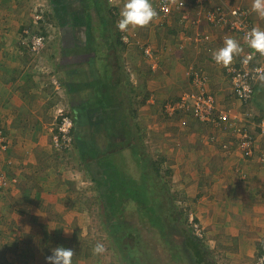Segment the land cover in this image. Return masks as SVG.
<instances>
[{
  "label": "crops",
  "instance_id": "0c3cea01",
  "mask_svg": "<svg viewBox=\"0 0 264 264\" xmlns=\"http://www.w3.org/2000/svg\"><path fill=\"white\" fill-rule=\"evenodd\" d=\"M215 1L211 0L205 5L201 3L197 5L193 1L189 3V10L187 11L189 15L193 18H200L197 23H192L193 28L190 31L185 29L186 26L190 27V23L179 12L173 13L164 27L158 25L154 20L146 26H141V29L146 32L143 34V38L146 39V42H144L152 43L155 46L157 55L156 68H152L149 63L150 68L153 69L151 77L155 80L148 86L151 93L147 102H153L149 111L152 115L153 113L156 114L157 107L155 106L157 103L162 107L166 100L176 96L178 98L182 95L183 90L195 88L192 83V74H190L193 67L194 69L202 68L208 75L206 82L208 88L215 90L217 95L229 94L238 103L234 107H230L229 104H222L225 106L222 108L239 116L249 113L250 110L253 112L255 110V119L264 118V90L262 87L258 86L256 96L249 103L243 104L238 98L234 97L229 76L225 69L215 66L217 67L215 75L210 70L209 73L207 65L203 63V57H205L214 64L213 53L224 46V39L221 35L222 28L210 25L200 14L201 11L204 13L205 8L213 6ZM243 3L249 6L257 28L264 29V17L258 16L252 9L253 0H243ZM8 14L11 21L14 22L16 20L15 16L9 12ZM17 21H21V19L19 18ZM172 23L175 25H172ZM193 29V35L197 32V29H200L210 32L213 39L202 44L195 43L198 51H194L195 53L191 54L192 56H187L185 41L187 35ZM19 32V27H14L6 32L0 31V39L3 41H0V129H3L10 143L7 152L1 153L4 159L0 160V167L8 169L7 171H10L9 175L16 176L18 181L13 186L14 193L21 195L22 189L32 188L34 197L31 203L35 202L37 196L41 198L50 197L58 204L55 205L56 208L63 206L66 210L83 211L82 209L87 207L81 206V202L75 203L74 208L64 204L71 198L75 200L72 194L64 193L72 189L73 181L68 182L67 185L63 183V185L48 188L51 182L50 177L54 172L50 173L53 170L47 168L54 164L57 166V160L51 155L52 148L49 133L54 124L58 122V103L54 99L53 101L51 97L48 98L49 95L44 89L33 93V85L26 84L24 78L26 72L23 73L22 68L30 66V62L27 64L28 52H24L22 48L23 39H21V33ZM134 39L136 38L134 37ZM134 42L135 45L128 44L124 48L128 50L126 51L128 53L121 58H125L127 62L129 60L131 62L136 61L135 52L132 51L134 47L139 45L138 41ZM184 47L186 48L184 49ZM172 50L174 54L169 53ZM104 52L105 55L97 52V54H94L93 60L89 59L87 61L86 67L92 70L91 76L85 77L86 75L76 66L70 68L71 71L64 72L66 74L65 85L67 91H64L66 97L68 96L71 99L76 97L75 99L80 101V99H86L90 95L95 86L94 81L99 77H95L96 72L94 69L98 65L100 66V58L101 60L104 57L107 59L111 54L110 50L108 52V47ZM74 54L76 53L72 51L71 56L68 57L73 59ZM234 58H238L237 54ZM71 63L79 65L78 61ZM162 65L168 66L170 69L164 72L160 68ZM188 66L190 69L187 71ZM69 73L72 74L71 77L67 76L70 75ZM5 75H7L6 78ZM40 84L39 81L37 87H40ZM182 85L188 87L184 88ZM224 85L228 86L227 92L219 88V86ZM125 93L126 91H124ZM163 98L167 99L161 100ZM58 99L60 98L58 97ZM239 104L244 107L241 108ZM93 105H90L91 110L95 108V104ZM146 105L148 106V104ZM161 107H159V111L163 112ZM159 111L158 114H160ZM93 112L95 111L93 110ZM106 113L109 114L110 111ZM169 117L175 119L174 128L169 127V129H166L165 126L168 127V125L165 122L159 124V133L163 130H167V132L165 136H162V139L153 141V153L158 154L160 151H165L167 163L170 165L173 177H178L182 182H185V179H191L189 182L186 181V187L188 184L189 186L194 185L195 193H200L199 199H191V201L196 205V213L200 217L201 224L208 233L215 234L217 240L215 251L210 254L213 258L210 261H215L216 264H219L220 261L221 264H236V262L253 264L254 257L264 246V165L260 163L261 155L256 159L255 156L251 158L252 156L243 155L234 146L230 149H224L222 147L223 141L233 139L230 130L228 132L227 130L221 132L218 130L220 137L218 142H210L208 133H211V130L207 125L204 124L207 128L204 127L194 118V120L188 118L187 114L183 112L181 116H179V113H175V115ZM80 127L76 124L78 131ZM252 128L253 130L256 129ZM202 130L205 132L201 133ZM169 131L172 132L168 133ZM195 131H199V135L202 136L198 137L199 135ZM232 142L236 146L237 142ZM160 147L163 149L160 150ZM258 151H264V137L260 139ZM257 156L259 155L257 154ZM186 162H189L190 166H187ZM184 167L187 169H184ZM31 170L36 171L37 174H34ZM83 171L85 175L86 172ZM55 172L58 176L56 179H60L62 176L58 173L59 170ZM207 178L212 179L207 182ZM34 183L36 184L33 185ZM39 189L40 192L38 193ZM208 198L211 199L207 200ZM211 229L215 231L213 232ZM210 255L208 254V258H210Z\"/></svg>",
  "mask_w": 264,
  "mask_h": 264
},
{
  "label": "trees",
  "instance_id": "16d2710c",
  "mask_svg": "<svg viewBox=\"0 0 264 264\" xmlns=\"http://www.w3.org/2000/svg\"><path fill=\"white\" fill-rule=\"evenodd\" d=\"M92 1L94 11L98 16V25L91 24L90 2L83 0L84 18L87 24L86 41L82 42V37L72 26L67 25L69 27V30L68 27L65 29L68 30L67 32L63 30L65 48L77 51L72 56L74 60L83 59L80 46H83L84 42L86 46L90 45L91 51H87V55L91 60L94 54H97L96 40H99V44L102 41L108 42V52L109 50L111 52L109 57L113 54V50L119 54V51L124 50L128 45L122 40V32L117 28L115 12L119 10L118 7L112 6L107 0ZM42 12L45 14L44 11ZM45 15L51 17L52 13L48 12ZM26 22H21L17 26L22 35L24 52L30 50L28 44L34 34L42 33L46 36L44 30L41 31L38 27L33 28L30 22L28 24ZM40 22H44L43 17L38 20L34 18L35 25ZM113 26L117 29L116 36L110 33ZM97 31H103L102 37L104 38H100V35L96 34ZM99 64L100 66L94 69L95 77H99L94 81L93 91L88 95L89 97L78 102L76 106L78 111L73 116L76 124L81 127L79 131L77 129L73 131L72 145L61 149L69 157L67 164L77 158L79 168L82 167L81 169L85 170L92 182L89 189L94 193L85 197H77L75 200L71 198L64 204L74 208L75 203L81 202L84 198L83 202L88 208L95 209L96 205L95 210L105 226L110 249L115 251L114 255L122 264H216L208 258L206 244L193 234V223L200 225L202 223L200 217L193 209H184L188 199L197 200L201 196L200 193H195V186H182L177 188L178 193L171 192L174 177L170 166L166 163V156L149 152L148 145L145 143V135L149 129L141 126L138 121H134L137 110L132 97H128L130 82L128 83L127 77L123 79L119 74L124 70L119 64L113 65L108 62L103 64L101 59ZM114 66H118L120 71L115 73ZM71 75L67 76L71 77ZM127 84L129 85L128 90L126 89ZM124 91H126L125 94ZM149 96L150 92L143 95L141 104L146 105ZM93 104H95L93 110L96 113L93 110L89 112ZM107 111L110 113L107 114ZM62 119L63 116H58L59 123ZM84 124L88 125V130H85L86 134L82 130ZM3 144L6 148L10 147L7 141ZM3 152L4 149L1 148L0 160L4 159L1 156ZM57 158L54 159L57 160ZM260 163L264 165V161ZM7 172L9 174L10 171ZM33 173L37 174L36 171ZM21 195L24 201L29 203L33 200L34 193L32 188L27 187L22 189ZM191 213L194 215L193 222L190 220ZM40 230L44 232L39 236L29 232H25L24 235L22 232L20 237H25L20 240L29 245L32 242L38 245L36 249L41 254V258L46 257L53 248L58 246L55 243L58 242L56 241L58 233H49L48 230L45 231L46 229ZM178 236L181 237L176 239ZM59 240L61 243L60 237ZM42 241L46 242V245L42 244ZM159 243L161 244L159 247L162 248L160 251L164 254L167 252V256L169 255L167 259L157 254ZM9 244L5 243L4 246L10 251ZM61 245L69 246L67 243L59 244ZM17 249L20 251L18 256L26 257L25 261L33 263L37 259L33 254L35 250H28L25 244L24 250L16 248V251ZM263 251L264 246L257 255ZM2 253L0 252L1 256ZM79 258L81 259V256ZM3 261L4 263L0 264L8 263L6 258Z\"/></svg>",
  "mask_w": 264,
  "mask_h": 264
},
{
  "label": "rangeland",
  "instance_id": "374dc122",
  "mask_svg": "<svg viewBox=\"0 0 264 264\" xmlns=\"http://www.w3.org/2000/svg\"><path fill=\"white\" fill-rule=\"evenodd\" d=\"M86 1L90 2V10H89L90 22L93 26H97L98 16L93 8L94 3L92 0H86ZM216 1L214 3H217ZM107 2L110 4L109 0H107ZM111 3H115L117 7H119V11H116V17H115L116 24H117L119 19L121 18L120 11L125 3V0H113ZM83 4H84L83 0H0V31H4V32L8 30L10 31V29L17 27V25L19 26L21 22H26V21H27L26 22L27 24L30 22L33 28L38 27L41 31L42 30L45 31L46 44H45L44 49H42V51L37 54L32 52L31 50L28 51L26 60H27V64L28 62H30L29 63L30 66L22 68V72L23 73L26 72L25 74L26 76H24L25 82L26 84L29 83L33 85L32 88L34 89L31 88L32 91H34L33 93H36V91L40 89H44L49 95L48 98L51 97L52 100L54 99L55 101H57L56 103H58V115L59 116L61 115L64 117L66 116L65 114H69L67 116H70L73 120H74L73 116L75 115V112L78 111L76 106H78L79 101L78 99H75L76 97L74 99H71L68 96L67 97L65 96L64 91H67V87L65 85L66 74L64 72L66 71L69 72L71 71L70 68H74L76 66L79 70H81L83 74L86 75L85 77L91 76L92 70H90L89 67H86V64H88L87 61H89L90 59L87 55V51L90 50V45L86 46V42H84L82 44L83 46H80L82 50L81 57L83 59L74 60V61H78L79 65L75 63H71L74 61L71 57H68V56H71L72 51L75 53H77V51L72 50V49L70 50L65 49L64 31L67 32L69 30V27L72 26L76 30V33L82 37V42L86 41L85 37H86V32H87V24L84 18L85 7ZM42 9H46V10H42ZM42 11H44L45 14L48 12L52 13L51 17L43 14ZM8 12L12 13L15 16L16 20L14 22L11 21V19L9 18ZM38 15H41V17L44 18V22L42 23L40 22L37 25H35L34 18L38 20L39 19ZM57 15L58 17L56 18ZM17 17H19L21 21H17L19 19ZM187 22H189V20H187ZM67 25H69V27ZM172 25H175V24L172 23ZM67 27H68V30H65ZM192 28L193 26L191 24H190V27H187V26L185 27V29L187 30L189 29V31ZM127 31H129L132 34L131 36H134L136 38V39L133 38L134 41H138L139 46L134 47V50L132 51V52H135L136 61L131 62L129 60V62H127L125 58H121L125 56L126 53H128L126 52L128 50H125V49L120 50V47H118V50H120L119 54L115 53L114 52L115 50H113L112 51L113 54L111 55V57H108V60L104 57L103 60H101V63L107 64L108 62V64L111 63L113 65L119 64L124 70L123 73H120L119 72L120 68L118 66H114L115 69H113L115 73L119 72L121 78L124 79L125 77H127V80H129L128 83L130 82V91H127L129 89L128 84H127L126 91L128 93V96L132 97L135 108L137 110L136 119L134 118V121L135 122L138 121L141 124V126H145L146 128H149V130L147 131V134L145 135L146 136L145 143H147L148 145L149 152L153 153V148H152L153 141L157 139H162V136H165L167 132V130H163L161 133H159V128H158L159 124H163L165 122L166 125H168V127L165 126L166 129H169V127L172 129L174 128V125H175V119H171L168 115H165L164 111L163 112L161 110L159 111L160 109L159 107H161V105L158 103L155 107H157V110L160 112V114H158V111L156 110L155 115L154 113L152 115L149 112L151 104L153 102L151 101L147 102L148 106L147 105L144 106L143 104H141L143 95H146L148 92L151 91L148 86L151 85L152 82L155 81L154 78L151 77L153 75L152 74L153 69L150 68V65H149V63L151 64V62L147 59L146 56L143 55V51L141 48V45H143L144 41L146 40L145 38H143L144 37L143 34H145L146 32L141 29V26H137V27L129 26ZM115 32H117V29L115 26H113L112 29L110 30V33L111 35L116 36ZM102 33L104 32L103 31L96 32V34L100 35V38L102 37ZM193 33H194V29L187 35V40L185 41V44H187V48L184 47V49L186 48L185 52L187 53L186 54L187 56L194 54L196 51H198V48L194 40H192V38L196 35V33L194 35ZM102 38H104V36ZM0 41L2 40L0 39ZM98 42L99 40H96L95 50L99 54L105 55L104 51L106 50L107 47H109L108 42L105 43L102 41V43L100 42V44ZM132 44H134V42ZM169 53L174 54L173 50L170 51ZM203 58H204L203 63L207 65L208 72L210 70L213 74L216 75V68L218 66L216 64H212L208 59H205V57ZM160 68L164 72H167L168 69H170V67L163 66V65ZM188 69H190L189 66L187 68V71ZM107 72L109 73L110 71H107ZM6 76L7 75H5L4 77L6 78ZM39 81L41 82V84H40V87H37V84L39 83ZM182 86L184 88L188 87L185 85H182ZM227 87H228L227 85L219 86V88H222L224 92L228 91ZM186 91H189V89L188 90L185 89L182 92H186ZM213 91L215 92V90ZM182 92L180 93L182 94ZM217 96L221 104H229L230 107L231 106L234 107L238 105V103H236L234 98L230 97L229 94H225V95L218 94ZM58 97L60 99H58ZM166 99L163 98L161 100H166ZM170 99H174V98H170ZM239 106H241V108L244 107L243 105H240V104ZM91 111L92 110H90L89 112ZM145 113L148 115H146ZM177 113H179V116H181L182 112L181 113L177 112ZM187 116L188 118L192 120L195 119L190 114L189 115L187 114ZM198 122L204 127H206L202 122L200 121ZM58 123L59 122L54 124V126L50 129V133H49L50 143H51V148H52L51 155L54 158L58 157L57 158L58 167L55 166L54 164V165H51L49 168H47V169L53 170L50 173L54 172L53 175L50 177L51 182L49 183L48 188L51 189V187L59 186L61 184L63 185V183L67 185L68 182L73 181L72 187H71L72 189L64 193L72 194L74 196L73 197L74 199H76L77 197H85L86 195H93L94 192L90 191L89 189L92 182L89 180V177L87 174L84 175L83 173L84 171L82 170L83 168L82 169L79 168V164H78L79 162L77 158H74L71 161V163L67 164V162L69 161V157L66 156L67 153L62 152L54 144V141H55L54 134L56 132V127ZM74 125H75V128H74L75 130L76 129L75 120H74ZM150 126L152 128L151 130H150ZM86 128H88V125L84 124L82 126V130L84 134H86L85 132ZM170 132L172 131H169L168 133ZM204 132L205 131L202 130L201 133H204ZM0 133L4 137V141H7V143H9V140H7V137L5 133L3 132V129H0ZM195 133L199 135V131L198 132L195 131ZM200 136L202 135H199L198 137ZM6 149H4V153L7 152ZM162 149L163 148L160 147V150ZM160 152L158 153L159 155L160 154L166 155L165 151H160ZM166 163L165 165L167 166L168 163L167 164ZM186 164L187 166H190L189 162H186ZM2 168L4 170L0 168V174H4L7 179L4 184L0 185V244H1L0 249H4V250H0V251H4L2 253V256L0 255V263H4L3 260H5L6 258L8 262L7 264H48L46 257L51 255L52 254L51 252L48 255L46 254L47 255L46 257L40 258L41 254L36 249L38 248V245H35L33 242L29 245V243L25 241L22 242L20 240L25 237V236L20 237L22 232L24 235H25V232H29V233H32L33 235L35 234L39 236V234H43L44 232L40 229H46L45 231L48 230L49 233H54V232L58 233L57 234L58 239L56 240L58 242H55L56 245L59 246V244L61 243H67L69 245L68 247L73 249L74 251L73 264H122L121 261L118 259V257L114 255L115 251H112L110 249V243H109V240H107L106 234H105V226L100 218V215H98L97 211L95 210L96 205H95V209L93 207L88 208L87 206H85L83 202L84 198H82L81 206L87 207L86 209H82L83 211L75 210V209L66 210L65 208H63V206L61 208H56L55 205H58V204L55 203V200H51L50 197L41 198L40 196H37V198L35 199V202L31 203L29 201L28 203L27 201H24V198L22 197V195H19V193H14L13 191V186L15 185V182L18 181L16 176L9 175L7 170L4 167ZM184 169H187V168L184 167ZM57 170L61 171L58 173H60L61 174L60 176H62L58 180L56 179L58 178L57 172H55ZM31 171H34V170H31ZM211 179L212 178H207V182H209ZM186 181L189 182L191 181V179H185V182H182L178 177L173 178L172 183H171V188H170L171 192L174 194L178 193L177 188H180L182 186L186 187ZM39 192H40V189L38 190V193ZM32 197H34V195H32ZM210 199L211 198H208L207 200H210ZM203 204L206 205L205 202H203ZM215 205L217 206V204ZM195 207L196 205L194 204V202H192L191 199H188L184 209H188V210L193 209L196 213L197 209ZM211 231L214 232L215 230L211 229ZM46 236H48V234ZM59 237L61 239V243H60ZM69 237H70V240H69ZM180 237L181 236H178L176 237V239ZM16 241L18 245L17 247H16ZM203 242L207 246L206 249L208 250L209 255L213 251H215V248L217 246V240L215 238V234L208 233L207 231V238ZM5 243H10L9 244L10 249H11L10 251L6 250V246H4ZM41 243L46 245V242L44 241H42ZM97 243H102L105 247V251L99 255L94 254L93 252V248ZM24 244L28 250H31V251L35 250L33 254L36 255L37 259H35L33 263H29L25 261L24 259H26V257H22L21 255L18 256L20 251H18L19 249H17L16 251V248H21L22 250H24ZM159 246H161L160 243L158 244L157 254L163 256L164 259L165 258L167 259L169 255L167 256V252L166 254H164L162 251H160V249L162 248H160ZM80 256H81V259L79 258ZM209 259L210 260L213 259L211 258V255ZM213 263H215V261ZM219 264H221V261L219 262ZM236 264H243V262H240V263L236 262Z\"/></svg>",
  "mask_w": 264,
  "mask_h": 264
},
{
  "label": "built area",
  "instance_id": "2783aa9c",
  "mask_svg": "<svg viewBox=\"0 0 264 264\" xmlns=\"http://www.w3.org/2000/svg\"><path fill=\"white\" fill-rule=\"evenodd\" d=\"M112 6H117L111 3ZM194 2L198 5L210 2L211 0H151L153 7L157 11V16L153 19L161 27L168 22L169 17L173 13H182L190 24L197 23L200 18H192L187 12L189 3ZM213 6L205 8L204 13L200 14L210 25L222 28L221 35L224 41L227 38H233L238 41L240 51L237 54L238 58H234L231 64L227 67L218 65L215 60L214 64L223 67L229 76L232 93L243 104L249 103L255 96L258 86L264 90V55L255 52L248 46L246 33L256 23L251 15V10L248 5L243 3V0H217ZM116 13V12H115ZM41 18V15H38ZM129 31L122 32V40L127 44L134 42V36ZM192 38V37H191ZM213 36L208 31L197 29L196 35L192 38L195 43L202 44L209 42ZM133 41V42H132ZM135 43V42H134ZM46 44V36L42 33L34 34L28 46L34 53H39L44 49ZM143 55L151 62L152 68H156V51L155 46L150 42L141 45ZM201 68V67H200ZM192 71V72H191ZM192 83L194 89L184 92L178 98L166 100L163 105V111L169 116L175 115L177 112H183L192 115L196 120L207 125L211 130L208 133L210 142H218V130L231 132L233 139L223 141L222 147L230 149L234 146L243 155L260 157V161H264V151L259 154L258 147L260 139L264 137V118L255 119L256 115L249 111L246 114L238 115L224 109L217 94L206 86L208 75L201 69L191 68ZM256 128L253 130V128ZM75 125L74 120L70 116H64L62 121L57 124L54 134V144L61 150L72 145L73 131ZM232 141L237 142L236 146ZM232 142V143H231ZM4 137L0 133V150L5 149ZM257 154L259 156H257ZM6 176L0 174V185L6 181ZM194 215L190 214V220L193 222ZM193 234L201 241L207 238V231L203 225L193 223ZM254 264H264V251L256 255Z\"/></svg>",
  "mask_w": 264,
  "mask_h": 264
},
{
  "label": "clouds",
  "instance_id": "9594fccd",
  "mask_svg": "<svg viewBox=\"0 0 264 264\" xmlns=\"http://www.w3.org/2000/svg\"><path fill=\"white\" fill-rule=\"evenodd\" d=\"M252 9L258 16L264 17V0H253ZM156 16L157 11L153 7L151 0H125L120 11L121 18L117 23V28L121 32H124L128 30L129 26H146L151 23ZM246 36L248 46L255 52L264 55V29L253 27L246 33ZM239 51L240 45L238 41L233 38H227L224 41V46L213 53V59L218 65L227 67L231 64L234 56L238 54ZM104 251L105 247L102 243H97L93 248L94 254L97 255L102 254ZM51 253V255L46 257L48 264H73V249L61 245L53 248ZM255 258L256 256L254 257V261Z\"/></svg>",
  "mask_w": 264,
  "mask_h": 264
}]
</instances>
